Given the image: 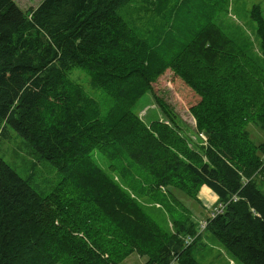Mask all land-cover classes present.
<instances>
[{
  "label": "trees",
  "instance_id": "1",
  "mask_svg": "<svg viewBox=\"0 0 264 264\" xmlns=\"http://www.w3.org/2000/svg\"><path fill=\"white\" fill-rule=\"evenodd\" d=\"M128 3L0 0V136L12 129L59 177L43 196L0 157V264H200L202 232L264 264L263 18L260 54L239 28L208 21L166 62L119 14ZM164 73L192 101L194 139L153 90ZM146 92L163 118L133 110ZM202 185L221 211L207 214ZM182 196L201 205L195 217Z\"/></svg>",
  "mask_w": 264,
  "mask_h": 264
},
{
  "label": "rangeland",
  "instance_id": "2",
  "mask_svg": "<svg viewBox=\"0 0 264 264\" xmlns=\"http://www.w3.org/2000/svg\"><path fill=\"white\" fill-rule=\"evenodd\" d=\"M14 1L26 10L35 7L41 0ZM119 14L133 29L145 31L151 40L161 43L160 47L166 62H169L208 21L218 23L222 28L225 25H230L234 29L239 28L243 35L248 37L253 52L260 54L258 49L262 41L256 39L258 23L255 14L260 15L264 20V0H130V3L121 6ZM76 71L80 72L78 69ZM78 76L85 81L88 79L82 71ZM171 76L170 73L160 75L154 82L153 90L172 108L181 121L180 125L194 139L196 138L193 134L195 121L188 110L192 101L175 87ZM83 86L95 99L105 104L106 97L102 90L91 87L89 83L88 85L83 83ZM133 110L145 123L163 118L150 92H146L137 100ZM249 129L251 137L256 142L262 140V132L257 127L251 125ZM0 157L43 196L51 193L59 180L55 169L45 159L32 152L24 140L8 127L0 136ZM105 165L107 166L108 163ZM204 187L207 186H200L197 196L207 207L205 209L207 214L209 211L213 213L221 211L222 204L214 206L216 195L208 187L215 199L212 202L204 199L201 193ZM182 199L184 203H193L191 207L195 217V212L201 205L183 196ZM200 220H197V224L202 225ZM192 248L193 255L200 264H241L221 247L214 237L204 232L195 239ZM144 261L138 255H129L122 264H143Z\"/></svg>",
  "mask_w": 264,
  "mask_h": 264
},
{
  "label": "crops",
  "instance_id": "3",
  "mask_svg": "<svg viewBox=\"0 0 264 264\" xmlns=\"http://www.w3.org/2000/svg\"><path fill=\"white\" fill-rule=\"evenodd\" d=\"M202 196H204V199L207 200L208 202H212L215 199V196L213 197L211 193L209 192V189L207 187H204L202 189ZM206 204V203H205Z\"/></svg>",
  "mask_w": 264,
  "mask_h": 264
},
{
  "label": "built area",
  "instance_id": "4",
  "mask_svg": "<svg viewBox=\"0 0 264 264\" xmlns=\"http://www.w3.org/2000/svg\"><path fill=\"white\" fill-rule=\"evenodd\" d=\"M200 223H202V225H200L201 227H203L205 225V222L201 221ZM168 264H173V261H170Z\"/></svg>",
  "mask_w": 264,
  "mask_h": 264
}]
</instances>
